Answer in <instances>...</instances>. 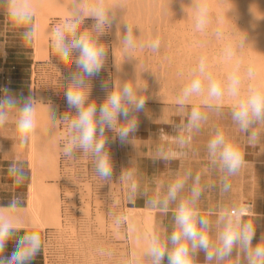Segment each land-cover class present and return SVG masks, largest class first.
<instances>
[{
  "label": "clouds",
  "instance_id": "clouds-1",
  "mask_svg": "<svg viewBox=\"0 0 264 264\" xmlns=\"http://www.w3.org/2000/svg\"><path fill=\"white\" fill-rule=\"evenodd\" d=\"M121 5L113 0H73L68 9L65 21L56 26L50 33L51 48L59 61L64 64H74V70H69L64 76L67 86L64 97L69 111L61 117L50 116L56 127L67 126V140L62 146L65 157L74 158L77 150L90 154L93 159L95 174L102 180H111L113 162L108 150L107 131H112L119 137L121 143L129 142L130 134L137 129V113L145 108L147 84L136 78L121 81L119 86L114 85L109 90L108 82H102L101 87L107 94L104 101L98 106L95 100H90V80L99 75L108 56V46L101 41V37L116 22L117 10ZM194 9L195 29L204 32L210 23L211 8L208 0H192ZM0 11L18 27L24 28L21 37L31 43L35 36L32 26L36 9L31 0H0ZM87 19L93 23L81 30ZM218 23H223L219 19ZM220 36V32L216 33ZM125 53L134 51L137 39L134 27L126 23L121 38ZM246 46L245 37L236 42H229L224 49L225 58L231 60L237 49ZM152 51H158L160 40L154 39L146 45ZM75 53V56H74ZM61 73L59 65H55ZM252 81L245 88V79ZM0 96V127L10 120L14 122L17 147H25L36 128V100L29 97H16L4 90ZM199 98V106H193L188 111L187 122L177 125V143L184 147L188 138L181 135L182 128L189 132L199 130L208 116L202 107L219 110L225 97L233 101L231 119L239 130L248 135V142L255 143L259 133L258 125H264V81L257 80L251 67L242 72L239 62L235 63L226 79L214 77L208 70L206 55H202L197 66L192 70L189 82L182 88L177 104L181 110L192 97ZM209 164L218 168L222 173V191L230 189L228 177L238 173L244 164V153L238 144L231 141L225 132L217 128L207 143ZM161 159L168 160V155L160 150ZM16 173L15 167L10 169ZM18 178L17 182H19ZM120 179L130 182L129 199L137 191V184L133 180L131 171L123 172ZM192 179L187 195H181ZM201 176L186 171L178 175L168 184L167 191L162 197L153 198L147 203L161 211L167 212L170 205L175 204L173 212L172 231L163 238L153 232L145 237L144 259L148 264H197V256L204 253L206 264H225V261L239 250L246 260V264H264V237L260 242L253 244L255 225L245 219V206L221 207L215 221L205 215L198 207L204 191L201 186ZM21 207L18 199L13 198L8 204L0 208V264H32L42 247L40 235L41 225H34V230L23 231L19 227L21 218L16 215ZM122 216L115 219L119 226ZM214 225L218 227H214ZM14 247L9 255H5L9 243ZM101 255H111L104 249L99 250ZM130 264H138L135 256L130 258Z\"/></svg>",
  "mask_w": 264,
  "mask_h": 264
},
{
  "label": "bare ground",
  "instance_id": "bare-ground-1",
  "mask_svg": "<svg viewBox=\"0 0 264 264\" xmlns=\"http://www.w3.org/2000/svg\"><path fill=\"white\" fill-rule=\"evenodd\" d=\"M113 2L122 6L120 10H117L116 22L110 27L114 45V61H116L114 75L117 86H119L121 81L126 80V74H129L126 73L125 62L123 63L125 55L127 57H130V55L131 57L134 56V59L136 56L147 57L148 60L154 61L162 56L168 60L177 58V67H168L170 68L168 69L163 64L160 71L161 75L157 72L159 78L156 79L155 89L158 88L157 85H159L158 80L160 81V78L166 79V77L173 75L178 80L176 82L172 81V83L169 80L170 84L166 86L167 89H163L165 92L162 97L170 101H177L178 94H174L175 92L173 93V91L175 89L180 91L189 82L194 68H190L192 64L190 66L186 65L187 68H182L181 62L188 61L193 55L198 57L206 55L208 70L216 78L226 79L233 65L239 62L242 72H246L251 67L256 79L264 81V0H208L211 8L210 23L204 32H199L195 29L192 0H113ZM31 4L36 9L33 24L36 32L33 40L34 57L36 59H45L48 57L47 40L52 31V27L47 22L48 15L56 14L63 20L66 19L68 9L72 6L73 0H31ZM221 18L223 19L222 24L218 23ZM126 23L134 27L138 44L137 49L129 53L124 52L121 43ZM217 32H220L221 35L217 36ZM243 37H245L246 46L243 49H237L231 60L226 59L224 55L225 46L229 42L239 41ZM157 38L160 40L158 51L154 52L147 47H139L140 44L146 45L149 41ZM206 45L217 47V49L212 50V48L211 51H204L205 49L203 48L204 50H202V47H206ZM198 57L197 59H200ZM153 68L157 69L158 67L155 68L153 66ZM176 68L181 70L180 74L182 72L184 76L186 74V77L180 78L175 75L177 74L174 71L177 70ZM154 69L148 70L150 72H148V75L152 73L155 75L156 70ZM134 78L136 77L132 76V79ZM152 79L155 80L154 77ZM165 79H163V82ZM170 79H172L171 76ZM251 82L246 78L245 88ZM160 85L158 89L161 90L162 85ZM190 101L199 102V98L194 96ZM222 103L232 105L233 101L225 97ZM50 116L54 118L60 117L59 106L57 111L55 105L36 104V128L34 134L25 147L18 148L17 142L14 147V151L17 154H22L25 148L28 149L27 160L32 170V183L28 187L27 203L16 212V215L22 220L19 225L22 229L34 230V225H41L42 228L39 231H44L52 227L60 228L62 222L60 215L61 198L58 186L60 184L57 181L60 179L59 161L62 153L60 143L64 134L60 127L53 125ZM98 220L100 227H103V211L99 212ZM111 226L112 230H114L113 223ZM70 228L73 230L74 225H71ZM131 236L132 247L138 264H148L143 256L145 242L144 248L141 250L137 245V236L134 229L131 231Z\"/></svg>",
  "mask_w": 264,
  "mask_h": 264
},
{
  "label": "rangeland",
  "instance_id": "rangeland-1",
  "mask_svg": "<svg viewBox=\"0 0 264 264\" xmlns=\"http://www.w3.org/2000/svg\"><path fill=\"white\" fill-rule=\"evenodd\" d=\"M64 21L65 19L63 20L56 14L48 15L47 22L52 27V30ZM92 23V19H87L84 25L81 26V30L90 26ZM23 30L24 28L15 26L8 19L7 15L3 11H0V46L5 48L4 55H8L5 65L6 71H13L20 74L22 83L20 88L24 94L29 92V96L37 101L36 104L55 105L57 111L59 106L60 117L63 115V108L66 112L71 111L74 114V110L68 108L67 101L64 97V90L67 86V81L64 79V76L68 74L69 70H74V64H64L59 61L51 48V36L47 40L48 57L45 59H36L34 57L33 41L29 44L21 37ZM111 34L109 28L104 36L101 37V41L108 46V56L99 75L92 77L90 80L91 88L89 99L95 100L98 106L104 101L107 94L106 90L101 87L102 82H108L110 90L116 80L114 75L116 61H114V45ZM211 49L216 50L217 47L215 48L210 45L202 47L204 51H211ZM175 50L177 49L175 48ZM20 55L27 58H20ZM130 57H127V55L123 57V63L125 62L126 65V67L124 65L126 73H129L126 74V80L132 79V76H134L142 84H147V91L144 93L147 97L145 104H177V101L165 100L162 97L170 81L171 83L172 81H178L175 76L170 75L173 80L170 79V76L166 77V79L160 78L161 80H158L159 85L164 84L162 86L160 85L161 90L158 89L159 85L155 89L156 79L159 78L161 67H165V65L167 66L165 68L177 67V58L170 59V61L162 56L154 61L148 60L147 57L136 56L135 59L134 56ZM197 57L193 55L188 61H184L185 63L181 62V67L183 65L182 68H187V66L192 64L193 66L191 65L192 67L190 66V68H195L199 61ZM34 63L35 67L32 73L31 65ZM55 65H59L62 75H60ZM153 66L155 68L158 67L159 69H157L159 71L154 69ZM12 67L14 68L12 69ZM152 68L156 70V74L154 75L152 73L148 75V70H153ZM176 69L174 70L177 72L175 75H178L180 78L186 77V74L184 76L183 72L180 74V69ZM163 79H165L164 82ZM175 90H172L173 93L175 92L174 94H178L177 96H179L182 89L180 91L178 89ZM158 92L159 94H157ZM189 103L199 104L198 101H190ZM64 127L67 129L66 125H61L60 129L63 130ZM106 135L108 138L107 147L113 162L111 180H102L95 174L93 159L90 154H84L77 150L74 158H68L62 152L59 161L60 179L57 181L60 184L58 186L61 198L60 215L62 222L60 228L52 227L40 231V234L41 232L44 234V264H130V258L135 256L131 241L132 221L130 218L133 209L126 203L125 180L120 179L125 169L124 143H121L119 137L112 131H107ZM64 143H60L61 147ZM27 154L28 149L25 148L24 152L19 155L23 160L21 165L25 168L23 178L25 181L23 205L27 203L28 187L32 183V170L27 160ZM100 211H103L104 214L103 227H100L98 220ZM118 216L124 218L119 226L115 224V219ZM112 223L115 232L112 230ZM71 225H74L73 230L70 228ZM118 235L119 237H117ZM100 249H104L106 253L110 252L111 255H101L99 252Z\"/></svg>",
  "mask_w": 264,
  "mask_h": 264
},
{
  "label": "crops",
  "instance_id": "crops-1",
  "mask_svg": "<svg viewBox=\"0 0 264 264\" xmlns=\"http://www.w3.org/2000/svg\"><path fill=\"white\" fill-rule=\"evenodd\" d=\"M4 49L0 46V96H3L4 90L7 89L13 96L29 97V92L24 94L20 88L22 84L20 74L6 71L8 55H4ZM20 58L27 57L20 55ZM34 65L35 63L31 65V69ZM193 106L199 104L188 102L183 110L178 104H145L144 110L136 114L138 120L136 131L130 134L129 142L124 143V172L131 171L138 186L130 201V182L125 181L126 203L133 209L131 231L134 229L136 232L137 245L141 250L144 248L145 237L153 232L159 233L163 238L172 231L173 212L176 207L172 204L169 210L164 212L150 206L147 201L162 197L167 191L168 184L189 170L193 177L197 173L201 176L200 182L204 191L198 207L203 214L213 213L210 218L215 221V213L221 207L243 206L248 203L251 208L245 219L255 225L253 244L260 242L264 237V125L256 126L259 136L255 143L250 144L248 135L241 132L231 119L232 105L222 103L219 110L202 107V111L207 113V120L198 131L189 132L182 128L180 134L188 138V142L184 147H180L177 143V125L180 121L187 122L188 111ZM217 128L223 130L244 153L243 166L237 174L228 177L230 189L227 192L221 190L224 173L209 164L207 155V143ZM16 135L12 120L0 127V208L13 198L20 201V208L25 206L22 204L25 168L21 165L23 160L19 157L20 154L14 151ZM160 150L168 155L167 161L161 159ZM13 167L16 169L15 174L10 172ZM21 177L22 179L17 182ZM191 184L192 179H189L181 195H187ZM25 230L32 231L24 229L18 234H23ZM40 235L42 247L32 264L45 263L43 232ZM13 247V243L10 242L5 255H9ZM164 264H167L166 258ZM197 264H206L203 252L197 256ZM225 264H246V260L243 254L236 250Z\"/></svg>",
  "mask_w": 264,
  "mask_h": 264
},
{
  "label": "built area",
  "instance_id": "built-area-1",
  "mask_svg": "<svg viewBox=\"0 0 264 264\" xmlns=\"http://www.w3.org/2000/svg\"><path fill=\"white\" fill-rule=\"evenodd\" d=\"M34 67H35V65L33 66V69H32V73H33V70H34ZM32 80H33V78H32ZM33 82V81H32ZM66 112V110L63 108V110H62V113L64 114ZM62 132H63V134H64V136L61 138V143L62 142H66V140H67V129L64 127V129L63 130H61ZM63 152V151H62ZM61 155H62V153H61ZM243 206H245L246 208H247V212H248V214L247 215H249V213H250V205L248 204V203H245Z\"/></svg>",
  "mask_w": 264,
  "mask_h": 264
}]
</instances>
